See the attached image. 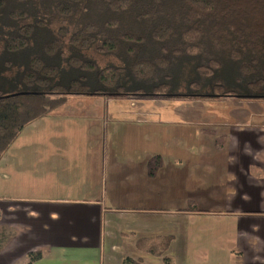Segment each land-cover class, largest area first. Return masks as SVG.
I'll return each mask as SVG.
<instances>
[{
	"label": "crops",
	"instance_id": "obj_1",
	"mask_svg": "<svg viewBox=\"0 0 264 264\" xmlns=\"http://www.w3.org/2000/svg\"><path fill=\"white\" fill-rule=\"evenodd\" d=\"M72 100L0 157V264H264V114L229 110L204 147L181 106L147 119L131 99ZM210 146L222 160L199 162ZM166 237L162 255L137 247Z\"/></svg>",
	"mask_w": 264,
	"mask_h": 264
},
{
	"label": "trees",
	"instance_id": "obj_2",
	"mask_svg": "<svg viewBox=\"0 0 264 264\" xmlns=\"http://www.w3.org/2000/svg\"><path fill=\"white\" fill-rule=\"evenodd\" d=\"M0 51L23 66L20 90L0 94L1 157L73 96L264 99L255 94L264 89V0H0ZM91 54L116 65L101 67ZM189 73L191 89L212 80L211 92L170 94L172 80ZM230 80L249 92L229 89ZM169 242L137 247L162 255Z\"/></svg>",
	"mask_w": 264,
	"mask_h": 264
},
{
	"label": "rangeland",
	"instance_id": "obj_3",
	"mask_svg": "<svg viewBox=\"0 0 264 264\" xmlns=\"http://www.w3.org/2000/svg\"><path fill=\"white\" fill-rule=\"evenodd\" d=\"M91 57L101 67L107 65H116V60L111 57L98 54H91ZM3 60L10 61V64L7 65L3 70L0 69V94H11L18 92L20 90L18 82L23 68L21 64L22 59L18 56H6L3 51H0V61ZM181 75H178L177 78L172 80L170 94H208L211 92L212 80L204 81V87L197 91L195 89H191L187 83L189 80L195 78V76H192L190 73L185 74L184 76ZM230 83L231 84L227 87L236 91L240 95L247 94L249 92L243 89L242 86L232 82V80H230ZM255 94L264 96V89L257 91ZM120 98H122V102H120V107L122 108H125L124 105L129 104L130 99L133 100L137 106H141L143 104L142 110H147L148 112L145 113V117L147 119H159V117L170 119L171 115L169 112L173 111L177 106H181L180 113L182 120H194L197 123L196 125L199 130L197 143L202 144L204 147L211 145V142H213V140L215 141V139L220 140L221 136L219 135H221L222 132H218V130H221L222 128L225 129L222 124H224V120L226 119L225 115L229 110L236 109L237 112L238 106H242L241 108H244L249 116L264 114V99H254L255 101L250 103V100L247 101L235 98H202L198 100H189L183 97L148 99L141 96H125ZM144 99L149 101H145ZM233 102L239 103L238 105H232ZM80 106L82 105L72 100L68 102L67 107L66 105H63L59 107L58 110H63V112H66L67 108L68 113H77ZM118 112L125 113V111L122 112V110H118ZM213 131L215 134H213ZM221 144L222 140L218 141L217 147L220 148ZM217 147L213 148V146H210L211 151H208L204 158L199 155V162H204L207 160L220 162L223 158V152ZM1 230L2 229H0V231ZM1 243L2 239L0 238V245Z\"/></svg>",
	"mask_w": 264,
	"mask_h": 264
}]
</instances>
